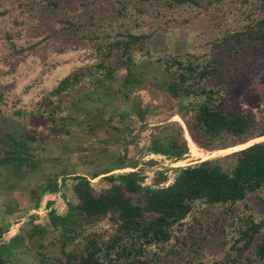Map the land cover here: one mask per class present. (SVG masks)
<instances>
[{
  "label": "trees",
  "instance_id": "1",
  "mask_svg": "<svg viewBox=\"0 0 264 264\" xmlns=\"http://www.w3.org/2000/svg\"><path fill=\"white\" fill-rule=\"evenodd\" d=\"M118 3V16L112 21L114 26L110 23L113 31L109 32L93 12L77 25L78 14L66 10L64 0H31L30 4H37L48 18L60 22L54 33L68 31L79 35L88 41L96 57L58 80L30 109L16 108V115L45 119V125L66 130V120L59 118L64 103L61 101L77 91L86 77H92L94 90L100 88L103 94L113 97L116 92L105 87L104 82L115 80L119 71L131 73L140 66L142 58L150 55L141 46L149 36L135 32L140 26L135 12L143 14L153 7H182L196 13L199 9L208 11L212 19L223 22L224 32L208 44V52L157 57L156 62L168 75L158 82V88L170 98L187 99L185 105L194 106L186 127L192 140L202 148L211 149L224 137L234 140L227 145L233 146L264 136V108L256 115L245 108L224 105L227 93L264 64V0H232L230 8L225 5L227 0H118ZM229 18L235 26L228 24ZM1 35L7 40L12 56L23 55L26 49L16 46L10 32L3 31ZM197 98L201 101L193 103ZM3 103L0 95V109ZM148 149L180 159L188 152V145L180 126L169 124L150 136ZM117 162L122 164L124 160L118 157ZM104 171L109 173L111 169ZM106 178L110 187L95 191L87 177L75 175L73 189L77 202L62 215L49 211L45 226L33 225L17 241L26 237L42 264H170L183 245L196 252L200 250L198 236L210 242V236L193 229L201 223L190 216L199 207L209 206L219 208L217 222L225 224L222 232L237 234L235 238L231 235L228 247L229 241L225 240L227 248L222 258L212 264H264V214L245 226L237 206L250 194L261 192L258 200L264 208V140L220 158L185 166L170 183L160 175L154 177L152 186H146L138 169L109 174ZM51 185L42 187L41 193ZM32 194L39 197L37 192ZM50 228L59 231L58 237L46 243L39 241ZM5 229L0 226L1 232ZM185 229L193 231L181 238ZM221 236L219 233L222 242ZM7 247L0 243V264H6ZM204 258L205 255L197 258V263L201 264Z\"/></svg>",
  "mask_w": 264,
  "mask_h": 264
},
{
  "label": "rangeland",
  "instance_id": "2",
  "mask_svg": "<svg viewBox=\"0 0 264 264\" xmlns=\"http://www.w3.org/2000/svg\"><path fill=\"white\" fill-rule=\"evenodd\" d=\"M30 2L0 0V36L3 31L10 32L16 46L26 49L23 55L12 56L7 40L0 37V95L5 102L0 109V226L6 227L0 231V243L9 248L5 253L6 264H42L27 238L23 241L17 238L25 236L35 224L45 226L49 211L58 215L68 212L70 205L77 202L73 189L75 175L87 177L95 191L110 187L107 175L137 169L146 186H152L154 177L160 175L170 183L185 166L226 156L255 139L264 140V136H260L245 145L227 146L234 140L224 137L218 139L213 148H202L192 140L186 127L194 106L185 105L187 99H172L158 88V82L168 75L156 62L157 57L208 52V44L223 34V22L212 19L204 9L196 13L182 7H153L143 14L135 12L134 17L140 20L135 32L149 36L141 46L143 52L149 51L150 55L142 58L140 66L131 73L126 75L119 71L115 80L104 82L105 87L116 92L113 97L103 94L100 88L94 90L92 77H86L77 91L61 101L64 103L59 118L66 120V130L45 125V119L16 115V108L30 109L58 80L96 57L88 41L79 35L68 31L54 33L61 26L60 22L48 18L37 4ZM64 3L66 10L78 14L77 25L93 12L107 31H113L110 23L118 16V0H64ZM225 5L230 8L232 0H227ZM228 24L235 26L232 18L228 19ZM199 101L201 99L197 98L193 103ZM224 105L260 114L264 108V64L227 93ZM169 124L180 126L187 141L188 152L180 159L148 149L150 136ZM118 157L124 160L122 164L117 162ZM104 168L111 171L104 173ZM49 183L51 187L41 193L42 187ZM32 191L39 197L35 198ZM259 195L261 192L250 194L237 204L245 226L264 214ZM190 216L201 223L194 226L191 218L190 227L201 230L211 240L206 243L198 236L200 250L196 252L183 245L170 264H199L197 258L202 255L205 258L201 264H212L222 258L237 234L222 232L225 224L217 222L220 217L217 207H199ZM189 232L185 229L180 237ZM219 233L224 236L222 242ZM58 235L59 231L50 228L39 241L46 243ZM225 240L229 241L227 247Z\"/></svg>",
  "mask_w": 264,
  "mask_h": 264
},
{
  "label": "water",
  "instance_id": "3",
  "mask_svg": "<svg viewBox=\"0 0 264 264\" xmlns=\"http://www.w3.org/2000/svg\"><path fill=\"white\" fill-rule=\"evenodd\" d=\"M253 141H254V142H251L250 144H247L246 146H244V147H242V148H245V147H247V146H249V145H251V144H254V143H257V142H260V141H263V140L255 139V140H253ZM249 142H250V141L244 142L243 145H245L246 143H249ZM242 148L235 149L234 152L237 151V150H240V149H242Z\"/></svg>",
  "mask_w": 264,
  "mask_h": 264
}]
</instances>
